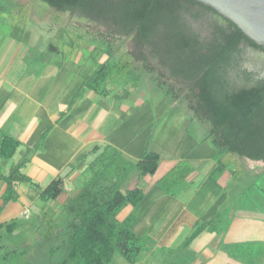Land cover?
I'll return each instance as SVG.
<instances>
[{
	"label": "trees",
	"instance_id": "16d2710c",
	"mask_svg": "<svg viewBox=\"0 0 264 264\" xmlns=\"http://www.w3.org/2000/svg\"><path fill=\"white\" fill-rule=\"evenodd\" d=\"M40 1L102 29L99 41L92 40L101 49L92 55L105 60L88 79L89 89L105 94L109 82L119 83V75L124 85L133 84L140 91L159 88L173 104L187 103L193 118L210 127L207 140L221 153L264 163V79L243 67L245 46L263 50L235 24L193 0ZM186 13L195 19L211 13L221 24L214 26L211 37H205L186 20ZM129 42L132 50L123 52L122 46ZM35 52L31 48L26 57L30 65ZM53 52L63 54L51 44L48 53ZM46 53L41 52L39 60L44 61ZM19 147L17 139L0 132V159L10 161ZM160 160L159 154L147 152L141 161L131 163L109 148L93 166L92 181L65 203L59 216L49 211L0 225V264H113L116 256L137 264L151 249L148 238L136 233V215L122 222L117 216L127 205L138 206L144 195L140 189L124 194L121 182L112 179L122 171L125 178L133 172L154 176ZM26 163L24 159L2 178L7 184L3 206L18 201V183L32 182L20 174ZM63 192V181H53L40 200L45 205L56 202ZM220 223H199L178 249L166 250L169 263L194 262L192 243L207 230L223 232L226 226ZM27 224L34 235L32 244L14 243L16 231Z\"/></svg>",
	"mask_w": 264,
	"mask_h": 264
},
{
	"label": "crops",
	"instance_id": "0c3cea01",
	"mask_svg": "<svg viewBox=\"0 0 264 264\" xmlns=\"http://www.w3.org/2000/svg\"><path fill=\"white\" fill-rule=\"evenodd\" d=\"M31 48L29 43L15 48L17 56L0 63V132L20 142L13 159H0V225L49 211L59 216L67 202L56 206L57 202L69 201L92 181L93 166L109 148L131 163L141 161L147 152L161 157L154 176L133 172L125 178L122 171L112 179L121 182L124 194L140 189L144 195L138 206L127 205L117 216L122 222L136 215L135 231L151 245L137 264H147L156 254L166 260L170 257L166 250L178 249L199 223L210 226L222 214L226 223L233 220L236 204L228 190L237 178L214 158L210 140L190 133L191 113H174L167 103L164 109L150 111L152 95L133 84L109 82L105 94L89 89L92 69L81 62L83 48H71L68 62L30 65L26 57ZM169 114L172 120L166 121ZM205 146L210 148L207 156ZM24 159L20 174L32 182L18 183V201L3 206L7 184L2 178ZM184 165L183 174L171 180L175 186H168ZM56 180L63 181L64 192L45 205L40 195ZM233 230L226 226L220 234L202 233L191 245L196 257L191 264H232L223 246L242 244ZM15 237L22 245L34 240L28 224Z\"/></svg>",
	"mask_w": 264,
	"mask_h": 264
},
{
	"label": "rangeland",
	"instance_id": "374dc122",
	"mask_svg": "<svg viewBox=\"0 0 264 264\" xmlns=\"http://www.w3.org/2000/svg\"><path fill=\"white\" fill-rule=\"evenodd\" d=\"M199 11L198 8L193 12ZM185 18L205 37H211L214 26L221 24L220 20L211 13H205L200 19H195L186 13ZM101 33L102 29L95 25L72 17L69 13L57 12L40 0H0V63L12 60L17 56L15 48L24 47L27 43L37 50L30 55V62L34 64L38 62H68L71 61L68 59L72 52L71 48H83L81 56L84 59L81 62L87 63L88 68L92 69L91 77H93L99 69L103 57L95 60L92 51L101 49V46L92 40L99 41ZM116 43L120 42L116 41ZM51 44L58 47L63 54H49ZM121 49L123 52H130L132 50L130 42L123 45ZM43 50L47 53L42 55L45 60L41 61L39 58ZM243 67L254 72L259 79H264V52L245 46ZM116 80L120 84H124L122 75L116 77ZM147 90L143 92L153 97L148 110L155 112L164 109V104L167 103L171 105L168 109L174 113L190 112L187 103L173 104L171 99L159 88L152 89L150 92ZM170 115L165 118L166 121L172 120ZM189 120H191L188 125L190 133L198 134L200 138L209 137L211 129L203 120H197L193 116ZM181 125L182 122L177 126ZM210 147L214 146L210 143ZM208 149L210 148L207 146L203 148L206 156L210 153ZM213 156L222 165V168L227 167L234 171L237 178V182L232 184L228 190L232 193V202L236 204L233 220L226 223L224 219L226 215L222 214V216L218 215L214 221L221 220L220 225L229 226V228L233 226L234 234L242 240V244L231 245L227 249H223V253L229 257L232 264H264V163L254 162L232 154H223L216 147L213 148ZM186 169L185 165L179 168L171 176L168 186L174 187L175 183L171 180L176 178V181ZM65 202L67 200L62 203L57 202L56 206H63ZM219 217L221 218L219 219ZM21 242L20 237L14 238V243L20 244ZM143 257H145L144 254L141 258ZM115 263L129 264L121 256L115 258ZM147 264L170 263L169 258L165 260L164 256L156 254Z\"/></svg>",
	"mask_w": 264,
	"mask_h": 264
},
{
	"label": "water",
	"instance_id": "95a60500",
	"mask_svg": "<svg viewBox=\"0 0 264 264\" xmlns=\"http://www.w3.org/2000/svg\"><path fill=\"white\" fill-rule=\"evenodd\" d=\"M235 24L264 51V0H193Z\"/></svg>",
	"mask_w": 264,
	"mask_h": 264
},
{
	"label": "built area",
	"instance_id": "2783aa9c",
	"mask_svg": "<svg viewBox=\"0 0 264 264\" xmlns=\"http://www.w3.org/2000/svg\"><path fill=\"white\" fill-rule=\"evenodd\" d=\"M25 214L27 215L28 214V211H26Z\"/></svg>",
	"mask_w": 264,
	"mask_h": 264
}]
</instances>
